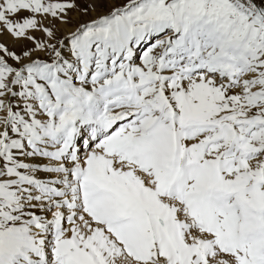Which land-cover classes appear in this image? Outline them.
I'll return each mask as SVG.
<instances>
[{
    "label": "snow or ice",
    "instance_id": "6c2138e0",
    "mask_svg": "<svg viewBox=\"0 0 264 264\" xmlns=\"http://www.w3.org/2000/svg\"><path fill=\"white\" fill-rule=\"evenodd\" d=\"M0 264H264V0H0Z\"/></svg>",
    "mask_w": 264,
    "mask_h": 264
}]
</instances>
